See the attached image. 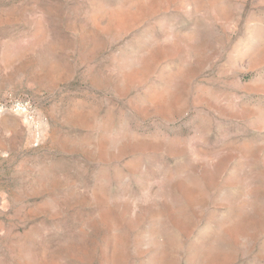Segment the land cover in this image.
<instances>
[{
    "label": "rangeland",
    "instance_id": "1",
    "mask_svg": "<svg viewBox=\"0 0 264 264\" xmlns=\"http://www.w3.org/2000/svg\"><path fill=\"white\" fill-rule=\"evenodd\" d=\"M0 264H264V0H0Z\"/></svg>",
    "mask_w": 264,
    "mask_h": 264
}]
</instances>
